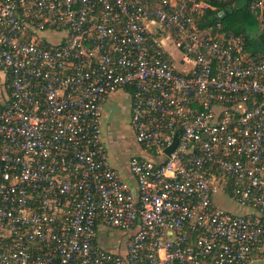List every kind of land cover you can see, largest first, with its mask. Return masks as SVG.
<instances>
[{"label":"built area","instance_id":"2783aa9c","mask_svg":"<svg viewBox=\"0 0 264 264\" xmlns=\"http://www.w3.org/2000/svg\"><path fill=\"white\" fill-rule=\"evenodd\" d=\"M211 1L264 12V0H0V264L264 260V51L200 28ZM127 86L145 152L127 160L134 186L102 135L107 96ZM100 226L125 234L124 252L98 246Z\"/></svg>","mask_w":264,"mask_h":264},{"label":"trees","instance_id":"16d2710c","mask_svg":"<svg viewBox=\"0 0 264 264\" xmlns=\"http://www.w3.org/2000/svg\"><path fill=\"white\" fill-rule=\"evenodd\" d=\"M197 22L200 28H209L212 33L241 34L244 46L251 53L264 51V12L255 15L246 6L231 8L225 3L211 1L210 6L203 10L202 18L197 19ZM218 23L220 28L217 27ZM125 88L133 93L132 86Z\"/></svg>","mask_w":264,"mask_h":264},{"label":"rangeland","instance_id":"374dc122","mask_svg":"<svg viewBox=\"0 0 264 264\" xmlns=\"http://www.w3.org/2000/svg\"><path fill=\"white\" fill-rule=\"evenodd\" d=\"M105 109H107L108 113H106L107 119L109 118L111 121L110 126L105 125V119L102 121V135L109 153L108 158L111 162L116 163L115 167L117 168H119L120 165L121 167L126 166L128 158L132 155L138 154L140 149L139 145L136 143L135 135L130 125V117L127 112L126 102L121 101L120 103H114L112 106H107ZM223 198L224 197H222V199ZM223 200V203L217 201L222 205V208H228L233 212H236L234 209L239 205L229 199ZM233 205H236L234 206V209H232ZM244 211L245 210L239 208L237 213H243ZM254 264H264V262L260 261Z\"/></svg>","mask_w":264,"mask_h":264},{"label":"crops","instance_id":"0c3cea01","mask_svg":"<svg viewBox=\"0 0 264 264\" xmlns=\"http://www.w3.org/2000/svg\"><path fill=\"white\" fill-rule=\"evenodd\" d=\"M164 43H165L166 48H169L170 51L174 50V48L170 44L169 40L165 39ZM174 54H176V53H174ZM174 58H175V60L172 59L174 65L177 68L179 67L178 69L183 68V66L180 63H178V61H176L177 55H175ZM121 101L126 102L127 112L129 113V117H130L131 93L126 88L118 89V90L110 93L107 96V98L103 104L102 121L105 119L104 123L106 126H110L111 121L109 120V118L107 119V116H106L107 109H105V108L107 106H112L114 103H120ZM105 116H106V118H105ZM139 148L140 149H139L138 154H144L145 152L143 150H141L140 146H139ZM108 156H109V153H108ZM109 162L114 168H116L119 171V173L123 177V179L127 180L128 182H130V184H132L134 186V182H133V179L131 178V176L128 172L127 165L123 166L124 168L121 167V165L119 168H117V167H115L116 163H113L110 160H109ZM220 196H221V198H220ZM222 197H224L223 199H229V197L226 194H223L222 192L216 193L213 197V201L221 207H222V205H220L218 202H220V203L224 202ZM229 200H231V199H229ZM234 206H236V205H233L232 209H234ZM239 208L245 210L244 212H249L248 208H244V207L241 208L238 206L237 208L234 209L236 211V213H237V211H239ZM226 209H228V208H226ZM125 241H126V236L124 233L117 231L115 229H107V228H104L103 226L99 227L96 242H97L98 246L102 247L103 249L122 253L125 251V247H126ZM254 258H256V257H254ZM260 261L264 262V260L252 261V262L250 261L249 264H254V263H257Z\"/></svg>","mask_w":264,"mask_h":264},{"label":"water","instance_id":"95a60500","mask_svg":"<svg viewBox=\"0 0 264 264\" xmlns=\"http://www.w3.org/2000/svg\"><path fill=\"white\" fill-rule=\"evenodd\" d=\"M179 129H177L174 134L171 143L165 148V152L169 154L173 148L175 147L177 140H178V135H179Z\"/></svg>","mask_w":264,"mask_h":264}]
</instances>
